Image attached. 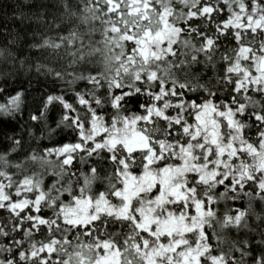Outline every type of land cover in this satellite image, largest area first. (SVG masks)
<instances>
[{
    "label": "snow or ice",
    "instance_id": "snow-or-ice-1",
    "mask_svg": "<svg viewBox=\"0 0 264 264\" xmlns=\"http://www.w3.org/2000/svg\"><path fill=\"white\" fill-rule=\"evenodd\" d=\"M0 264H264V0H0Z\"/></svg>",
    "mask_w": 264,
    "mask_h": 264
}]
</instances>
